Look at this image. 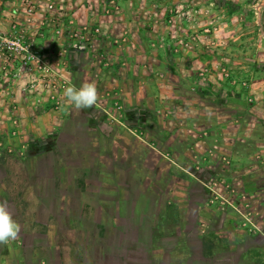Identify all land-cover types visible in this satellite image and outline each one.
<instances>
[{
    "label": "rangeland",
    "instance_id": "rangeland-1",
    "mask_svg": "<svg viewBox=\"0 0 264 264\" xmlns=\"http://www.w3.org/2000/svg\"><path fill=\"white\" fill-rule=\"evenodd\" d=\"M85 82L98 103L63 110ZM262 89L264 0H0L4 171L56 135L27 173L40 261L264 264Z\"/></svg>",
    "mask_w": 264,
    "mask_h": 264
},
{
    "label": "crops",
    "instance_id": "crops-1",
    "mask_svg": "<svg viewBox=\"0 0 264 264\" xmlns=\"http://www.w3.org/2000/svg\"><path fill=\"white\" fill-rule=\"evenodd\" d=\"M261 94L263 97L260 99L264 101V89L261 90ZM141 107L142 106L140 103L138 104L125 103V116H126L125 118L128 124L136 123L137 118L142 116L140 115ZM259 123H261V121H259ZM55 136L56 135L48 139L44 138L43 140L35 139L31 137L29 148L27 150L26 156L24 157L25 161L20 162V166L15 165L14 167L9 168L8 173H11L10 175H12L13 178L15 179H18L19 177L22 178L21 175H24L22 179H25L26 181L22 182L23 186H21V190L18 182H9L10 180L8 181V173L7 171H4L3 166L0 164V168L3 170L2 174L4 173L3 176H0V201H8L11 210L15 214L14 218L20 223L22 228L19 239L8 244H0V264H36V263L44 264V261L43 260L40 261L38 257L39 249L43 247H46L47 249H51V248H55V246L57 245L54 238L52 242L48 240V242L44 244L40 243L39 241H36L37 238L36 236H41V235L47 236L46 235L47 232H43L45 231L43 230V227L46 229L48 228V224H49L47 222H42L40 219H38L39 218L38 213L40 208L42 207V198H43V195L41 194V179H42L41 174L37 177L38 186L36 192L34 190L33 193L34 199L32 201V204L30 203L31 200L29 198V194L27 193L29 191L28 188H30V184L28 183L29 178H27L28 177L27 173H32V174L34 173L35 175L36 168H38L37 170H39L38 158L40 155H42L43 152L46 151L45 150L46 147L53 149L55 152V148H54L56 144ZM244 149L245 148H241L242 151ZM145 150L147 151L146 148ZM23 165L27 166L28 169L33 168L32 172H28V171L22 172L21 167ZM56 165L58 166L64 165L57 155H56ZM116 168L117 167L114 165L113 170L115 171ZM144 172L145 174H147V176H149V173L152 174V171L147 167H145ZM5 178L7 179L8 182H5L4 180ZM52 196L54 198H58L59 203L66 204L68 202L69 195L62 194L61 191H56L52 193ZM81 202L87 203L89 201L83 199L81 200ZM63 209L65 210H62L61 212L59 211L60 213L57 214L58 216L62 215L64 217H69L71 220H77V221L82 219L80 213L73 214L68 209H66V205L63 206ZM52 215L53 213H50L49 217H51ZM52 228L55 229L54 227ZM53 231L55 232V230ZM24 236L31 237V242L30 243H28V241L25 242ZM24 252L27 253V257L24 255Z\"/></svg>",
    "mask_w": 264,
    "mask_h": 264
},
{
    "label": "clouds",
    "instance_id": "clouds-1",
    "mask_svg": "<svg viewBox=\"0 0 264 264\" xmlns=\"http://www.w3.org/2000/svg\"><path fill=\"white\" fill-rule=\"evenodd\" d=\"M98 100L99 92L94 82H85L79 88L69 85L63 91L61 108L90 109ZM14 215L8 201H0V244L11 243L20 237L22 228Z\"/></svg>",
    "mask_w": 264,
    "mask_h": 264
},
{
    "label": "built area",
    "instance_id": "built-area-1",
    "mask_svg": "<svg viewBox=\"0 0 264 264\" xmlns=\"http://www.w3.org/2000/svg\"><path fill=\"white\" fill-rule=\"evenodd\" d=\"M96 31H97V29H96ZM84 37V36H83ZM86 38V37H85Z\"/></svg>",
    "mask_w": 264,
    "mask_h": 264
}]
</instances>
